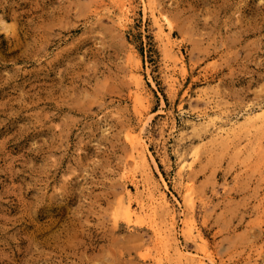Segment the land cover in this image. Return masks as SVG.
I'll list each match as a JSON object with an SVG mask.
<instances>
[{
    "label": "rangeland",
    "instance_id": "374dc122",
    "mask_svg": "<svg viewBox=\"0 0 264 264\" xmlns=\"http://www.w3.org/2000/svg\"><path fill=\"white\" fill-rule=\"evenodd\" d=\"M0 264H264V0H0Z\"/></svg>",
    "mask_w": 264,
    "mask_h": 264
},
{
    "label": "bare ground",
    "instance_id": "6f19581e",
    "mask_svg": "<svg viewBox=\"0 0 264 264\" xmlns=\"http://www.w3.org/2000/svg\"><path fill=\"white\" fill-rule=\"evenodd\" d=\"M255 125V124H254ZM152 204V203H151Z\"/></svg>",
    "mask_w": 264,
    "mask_h": 264
}]
</instances>
